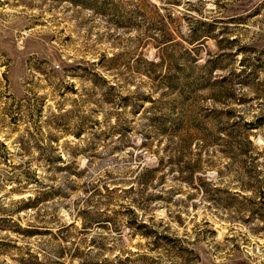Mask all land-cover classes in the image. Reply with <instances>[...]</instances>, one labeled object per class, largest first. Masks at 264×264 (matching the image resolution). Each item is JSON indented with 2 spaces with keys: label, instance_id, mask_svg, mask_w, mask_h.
I'll use <instances>...</instances> for the list:
<instances>
[{
  "label": "rangeland",
  "instance_id": "374dc122",
  "mask_svg": "<svg viewBox=\"0 0 264 264\" xmlns=\"http://www.w3.org/2000/svg\"><path fill=\"white\" fill-rule=\"evenodd\" d=\"M0 264H264V0H0Z\"/></svg>",
  "mask_w": 264,
  "mask_h": 264
},
{
  "label": "trees",
  "instance_id": "16d2710c",
  "mask_svg": "<svg viewBox=\"0 0 264 264\" xmlns=\"http://www.w3.org/2000/svg\"><path fill=\"white\" fill-rule=\"evenodd\" d=\"M142 226H144V225H141V226H139V227H142Z\"/></svg>",
  "mask_w": 264,
  "mask_h": 264
}]
</instances>
